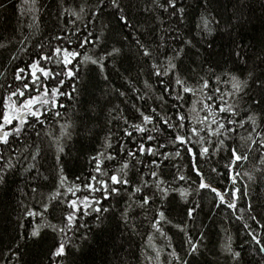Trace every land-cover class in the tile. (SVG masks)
I'll use <instances>...</instances> for the list:
<instances>
[{
    "label": "trees",
    "instance_id": "16d2710c",
    "mask_svg": "<svg viewBox=\"0 0 264 264\" xmlns=\"http://www.w3.org/2000/svg\"><path fill=\"white\" fill-rule=\"evenodd\" d=\"M176 4L173 9L168 0H116L115 4L113 0H36V10L29 11L31 0H0V104L23 83H30L17 81L15 76L18 69H27L40 55L51 56L55 47H71L81 53L73 60L76 77H60L64 80L61 91L72 97H60L64 104L58 109L60 117L52 118L49 113L44 126H26L27 131L18 140L13 137L8 145H0L4 153L0 173L12 165L6 184L0 186V264H264V252L259 251L260 246L250 235H256L264 244V228L260 226L264 224V149L259 148L264 135V90L257 81V77H264V0H176ZM179 8H184L183 19ZM201 16L213 21L212 35L197 27ZM79 41L87 42L77 48ZM113 49L120 52L108 55ZM144 49L151 56H144ZM178 51L179 58L173 59ZM85 56L102 63L103 71L99 64L85 61ZM56 59L53 56L52 61L40 63L59 72ZM170 59L177 64L176 74L190 86L199 87L201 77L209 81L205 92L218 97L212 102L214 108L220 106L222 97L237 112L235 117L220 114L237 120V124L230 125L236 131L209 138L211 143L206 146L211 159L198 156L195 161L206 183L221 193L228 191L225 200L230 202L232 189H240L235 210L221 203L215 193L199 188L193 159L182 147L181 155H174L177 148L171 144L173 130L164 125V119L175 123L177 111L188 113L204 97L199 92L196 96L181 93L184 99H175L179 87L176 74L157 77L152 68L155 63L162 71ZM224 70L249 80L244 93L233 94ZM28 74L27 70L23 73ZM216 76L221 77L219 83ZM46 83L55 85L51 80ZM166 86L170 91H164ZM215 88L220 92L215 93ZM33 94L39 95L26 92V96ZM176 105L181 107L177 109ZM196 107L193 117L206 114L200 111V104ZM141 113L153 117L154 123H144ZM249 117L256 118L255 127ZM240 123L244 126L239 127ZM68 124L72 125L66 129L71 138L61 134V125ZM195 124L194 119L186 120L183 131ZM133 125L147 131L142 134ZM129 131L132 136L127 135ZM148 135L156 139L149 141ZM250 136L255 145L248 140ZM221 139L223 144L219 143ZM57 141L63 153L57 151ZM165 142L167 146L161 148ZM141 143L172 156L164 160L163 155H140L137 149ZM193 147L199 152V145ZM215 148L220 151L215 152ZM230 148L248 155V160L235 168L240 173L235 184L225 167ZM130 152H136L137 157L130 156ZM93 156H100L102 169L109 175L129 163L130 185L100 205L110 209L100 214L102 223L92 213L82 215L77 228L66 236L53 232L48 225L64 226L62 216L68 211V201L86 195V191H79L73 197L65 189L82 188L89 176L97 175ZM153 159L162 162L159 168L151 165ZM154 168L158 179L165 181L162 187L169 189L166 197L155 187L158 179L150 175ZM61 175L67 177L65 188H60ZM181 175L186 179H179ZM142 181L149 186L133 199L155 195L145 209L133 205L125 224L121 213L131 203L132 190ZM57 190L63 195L50 199ZM181 191L187 195L182 196ZM193 208L195 212L189 217L188 211ZM29 211L37 215L28 216ZM159 211L166 219L160 221L161 231L157 232L153 225L159 220ZM36 227L41 229L38 240L29 238ZM61 238L67 241V255L54 258L52 253ZM229 241L232 249L241 253L239 261L225 251ZM193 245L197 252L190 254Z\"/></svg>",
    "mask_w": 264,
    "mask_h": 264
},
{
    "label": "snow or ice",
    "instance_id": "6c2138e0",
    "mask_svg": "<svg viewBox=\"0 0 264 264\" xmlns=\"http://www.w3.org/2000/svg\"><path fill=\"white\" fill-rule=\"evenodd\" d=\"M27 2V0H26ZM32 6L29 8V11H35V3L36 0H31ZM113 3H116V0H113ZM169 7L176 9L177 4L176 0H168ZM118 7V5H117ZM179 13L181 19H183L184 8H179ZM79 18L78 13H73ZM123 23L128 24V21L121 17ZM213 21L207 17L201 16L200 23L197 25L198 28L201 29L202 32L207 33L209 36L212 35L213 29L210 27ZM215 23H219V21H215ZM58 39H63L62 37H58ZM87 41H79L77 43V48L82 47ZM190 43V42H189ZM143 47V46H142ZM182 51V50H179ZM179 51L177 55L173 57V59L179 58ZM120 52V49H113L112 52L108 53V55H116ZM81 53L77 50H73L71 47H55L52 51V55H40L39 59L33 61L27 69L20 68L15 76L17 81H30V83L25 82L22 84V87L12 91L9 93L3 100L2 104H0V145L6 146L9 144L10 138H16L17 140L20 136L27 131V127H35L36 125L44 126L46 121L49 119V113L52 114V118L60 117L61 113L58 109L63 108L64 104L60 101L61 96H66L71 99V94L68 92H62L61 89L64 85V80L60 79V77L66 76L69 80H72L76 77V67L73 64V60L79 57ZM144 56H151L150 51L147 49L143 50ZM237 58H240V53H235ZM53 56L56 57V65L57 67H61L59 72L55 71L53 68L44 67L40 61L43 60L45 63L52 61ZM173 59H170L164 69L161 71L160 66L157 64H153L152 68L155 70L154 74L157 77L167 76L170 74L177 73V64L173 63ZM85 61H91L93 64H99L101 71H103V64L100 63L98 60H93L89 56L84 57ZM71 65V67H70ZM28 71V76H24L23 73ZM210 71H215V69H210ZM224 75L228 76V79L232 85L233 94L240 95L244 93L249 85V80L245 79L242 80L239 76L233 75L232 70H224ZM252 76V73H249V77ZM107 78V77H105ZM55 81L54 86H49L46 81ZM221 81L220 76H216V82L219 83ZM258 86L264 90V77H257ZM163 83V81H162ZM175 83L178 87L176 90V97L177 100H183L184 96L181 94H191L192 96H196L199 92L204 99L198 100L193 104V107L189 110L188 113H183L177 111L175 113L176 122L172 123L169 119H164V125H167L169 128L173 130L172 136L173 139L171 140V144L173 147H176L177 150L175 151L174 155L179 157L181 155V151L179 150L181 147L185 152H187L193 159V167L197 173V176L200 178L199 188L200 189H208L212 193H215L216 197L219 201L229 209L235 210L237 208V199L238 194L240 193L239 188H234L231 190V198L230 202L225 200V197L228 195V191L221 193L215 187H212L211 184L205 182V176L203 172L196 167V159L198 156L200 157H207L211 159V153L209 152V145L211 143V137H222L225 136L227 133H234L236 128L230 127V125L237 124V120L235 119H227L225 116L220 114L227 113L228 115L235 117L237 112L235 111L233 105L228 104L222 97H219L220 106L218 108H214L213 101L218 97H214L213 95H208L205 90L209 88V81L201 77L199 87L190 86L187 80L182 79L178 74L175 75ZM10 88L11 85H8ZM73 92H76L77 89L75 87L72 88ZM164 91H170V89L166 86ZM215 93H219L220 89L215 88L213 89ZM26 92L28 93H39V95L33 94L26 96ZM200 104V111L205 112L204 116H192V113H197L196 104ZM256 103H260L259 100ZM181 106L176 105V108L179 109ZM155 111V109H153ZM144 123H154V118L151 116L144 115L141 113ZM194 119L196 124L192 125L187 132L183 131L186 126V120ZM249 121H251L252 125L256 126V118L249 117ZM127 123V121H125ZM199 125L200 127H197ZM27 126V127H26ZM215 126V127H213ZM244 123H240L239 127H243ZM72 125H61L62 129V136L67 135L68 138H71V134L66 131L67 128H71ZM133 129L140 133H145L147 130L142 127L141 125H133ZM202 133H206L207 135H203ZM39 135V132H37ZM128 136H132L133 132H127ZM147 139L149 141L155 140L156 137L148 135ZM248 140L251 141L252 145L256 144V141L250 137ZM220 144H223L224 141L221 139L219 140ZM57 151L60 153L64 152L63 146L59 145V141H57ZM193 145H199V152H197ZM111 143L108 144V147H111ZM167 142L161 143L160 147H166ZM260 149H264V135L260 137ZM251 149H249L250 151ZM215 152H219L220 149L215 148ZM137 152L140 155L147 153V155L155 157L157 155H163V159L167 160L170 159L172 154H162L159 151V148H146L143 143L138 146ZM37 155L39 152L37 151ZM130 156L133 158L137 157L136 152H130ZM103 156V153L100 154ZM100 156H93L92 160L95 161L93 171L97 173V175H91L87 178V181L83 184V187L75 186V187H67L65 190L73 197L76 196L77 192L79 191H86V195L79 199H71L68 201L66 207L68 211L62 216V220L64 221V226L60 227L56 224H49L48 227L53 232H58L63 234L64 236L67 235L68 232L73 231L77 228V221L80 220L81 216H88L92 213L97 214V220H100L102 223V218L100 216L101 213H107L110 211L109 208H102L100 205L103 203L104 200L111 199L114 195H120L122 190L127 188L130 185V181L127 178V170L130 167L129 163H124L122 167L115 173L109 175L107 172L103 171L102 169V161ZM4 153L0 151V162H3ZM35 159V157H33ZM107 159H114L112 156H108ZM57 160H59V156H57ZM248 160V155L245 153H241L238 148H230V155H229V163L225 165L227 169H229L230 179L232 180L233 184L237 182V176L240 175L239 172H235V168L237 167L239 162H245ZM140 162V161H137ZM160 163L157 162L155 159L151 161V165H154L155 168L160 167ZM261 163L264 164V159L261 160ZM12 165L9 164L8 169L4 172L0 173V186L6 184V177L8 175V171L11 170ZM155 168L150 172V175L153 179H158V172ZM61 169V173H62ZM212 171L215 172L216 168H212ZM121 173L123 175H121ZM234 173V174H233ZM247 175V174H245ZM100 177H107L106 179ZM179 179L184 180L186 177L181 175ZM249 179H252L249 176ZM67 181V177L61 175L60 179V188H65V184ZM165 181L162 179H158V183L155 185L157 190L160 192L162 197H166L169 189L166 187H162ZM149 186L147 181H142L138 183L135 188L132 190L131 196H129V200L131 203L129 207L126 208L121 213V218L123 219L124 223H128L129 219V211L132 209L133 205L140 209H145L149 206L153 200L155 193L149 195H140L138 200H134L137 194H142L145 187ZM35 191V189L33 190ZM96 193L100 195L97 196ZM247 193L245 192V195ZM62 192L57 190L53 197L50 199H58ZM182 196H186L187 193L181 191ZM44 211H48V206L45 205ZM195 212V208L190 209L188 211V216L192 217L193 213ZM28 216L35 217L37 213L29 211L27 213ZM40 215H43L41 213ZM159 220L153 225L156 228L157 232H160L159 223L160 221H164L166 219L165 213L163 211L158 212ZM239 218V217H238ZM257 224L260 222L256 219L255 216L252 217ZM99 227V224L97 225ZM264 228V224L260 225ZM83 227V225H80ZM246 228H249L250 225L245 224ZM40 231L39 227L33 228L29 233V238L32 239H39L40 238ZM183 231V229H181ZM163 234V233H161ZM252 240L255 241L256 245H259V251L264 252V244H262L261 239L258 238L256 235L251 234ZM86 239V237H84ZM67 246V241L61 238L58 246H56L55 250L52 253V256L55 257H63L66 256L67 253L65 251ZM19 247V245H17ZM225 251L228 252L236 261H239L241 258V253L239 251H234L231 247V242L225 245ZM197 252V246L193 245L191 248V253ZM179 259V257H177ZM17 260H19V255H17ZM184 264H187L185 261Z\"/></svg>",
    "mask_w": 264,
    "mask_h": 264
}]
</instances>
